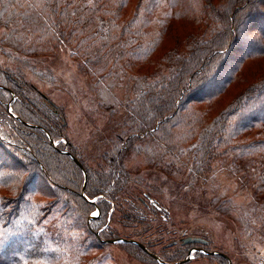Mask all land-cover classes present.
Returning <instances> with one entry per match:
<instances>
[{
    "label": "trees",
    "instance_id": "1",
    "mask_svg": "<svg viewBox=\"0 0 264 264\" xmlns=\"http://www.w3.org/2000/svg\"><path fill=\"white\" fill-rule=\"evenodd\" d=\"M0 25L11 27L6 43L27 56L52 42L71 43L95 86L121 74L134 79L133 97L122 104L130 138L121 150L120 135L110 142L111 168L102 171L87 166L67 138L61 108L20 72L0 67L2 227L26 222L27 198L39 192L67 209L56 211L65 228L69 214L86 221L91 200L102 195L96 219L104 225L130 178L126 151L157 146L180 164L171 171L202 174L215 160L242 173L262 203L253 215L264 222V0H0ZM124 202L126 210L117 205L123 219L140 214Z\"/></svg>",
    "mask_w": 264,
    "mask_h": 264
},
{
    "label": "rangeland",
    "instance_id": "2",
    "mask_svg": "<svg viewBox=\"0 0 264 264\" xmlns=\"http://www.w3.org/2000/svg\"><path fill=\"white\" fill-rule=\"evenodd\" d=\"M10 30L0 25V67L20 72L61 108L67 138L80 157L93 170L107 171L114 153L110 142H117L120 135L121 150L124 136L130 138L122 104L128 95L133 97L134 79L121 74L117 82L95 86L71 55V43L52 42L27 56L6 43ZM16 31L28 33L21 24ZM124 155L130 178L120 195L123 200L111 204L104 225L96 219V203L102 195L91 200L94 210L86 221L69 214L65 228L56 211L66 214L67 209L39 192L27 198L32 207L26 210V222L20 218L10 223L11 230L0 225V264H264V222L252 211L262 203L254 198L242 173H229L215 160L202 174L182 167L171 171L168 166L180 164L158 146L152 152L143 149ZM37 182L38 187L44 185ZM147 197L156 200L161 210L150 206ZM124 200L140 214L123 219L117 205L126 210ZM190 236L202 237L207 244L181 245Z\"/></svg>",
    "mask_w": 264,
    "mask_h": 264
},
{
    "label": "water",
    "instance_id": "3",
    "mask_svg": "<svg viewBox=\"0 0 264 264\" xmlns=\"http://www.w3.org/2000/svg\"><path fill=\"white\" fill-rule=\"evenodd\" d=\"M83 197L85 198L84 194H83ZM87 200V199H86ZM182 243L183 244H203V245H206L207 244V241L200 238V237H186L182 240ZM155 257V256H154ZM188 259H190L189 257L186 258L184 261H181L179 263H182V262H185L187 261Z\"/></svg>",
    "mask_w": 264,
    "mask_h": 264
},
{
    "label": "snow or ice",
    "instance_id": "4",
    "mask_svg": "<svg viewBox=\"0 0 264 264\" xmlns=\"http://www.w3.org/2000/svg\"><path fill=\"white\" fill-rule=\"evenodd\" d=\"M92 215H97V213H92Z\"/></svg>",
    "mask_w": 264,
    "mask_h": 264
}]
</instances>
